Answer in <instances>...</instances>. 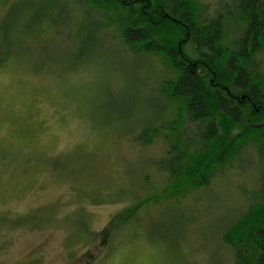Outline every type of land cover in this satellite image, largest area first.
I'll return each mask as SVG.
<instances>
[{
  "label": "rangeland",
  "instance_id": "obj_1",
  "mask_svg": "<svg viewBox=\"0 0 264 264\" xmlns=\"http://www.w3.org/2000/svg\"><path fill=\"white\" fill-rule=\"evenodd\" d=\"M13 1L0 0V42L13 49L0 68V264H234L221 232L259 186L256 150L181 206L178 192L153 195L167 186L149 164L162 141L130 138L164 112L162 58L150 65L107 39L76 64L68 30L35 23L41 1ZM144 199V225L112 222ZM111 223L120 234L106 237Z\"/></svg>",
  "mask_w": 264,
  "mask_h": 264
},
{
  "label": "trees",
  "instance_id": "obj_2",
  "mask_svg": "<svg viewBox=\"0 0 264 264\" xmlns=\"http://www.w3.org/2000/svg\"><path fill=\"white\" fill-rule=\"evenodd\" d=\"M38 1L35 23L52 28L61 23L73 38L67 42L74 43L70 53L76 64L107 39L136 58H162L167 74L157 87L164 112L130 138L143 146L162 141L164 152L149 164L166 174L167 186L153 195L168 199L178 192L171 200L181 206V198L209 186L234 162L240 166L250 148L256 150L259 186L221 233L234 264H264V62L259 58L264 0H220L213 11L202 0ZM12 54L8 39L0 42V68ZM144 201L118 212L112 222L131 230L144 225L136 217ZM165 218L153 225L178 220ZM120 228L111 223L106 237L120 234Z\"/></svg>",
  "mask_w": 264,
  "mask_h": 264
}]
</instances>
